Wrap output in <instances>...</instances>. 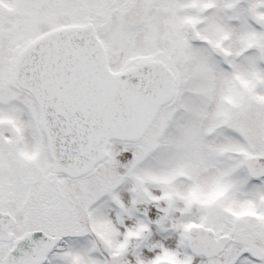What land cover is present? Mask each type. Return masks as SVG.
Segmentation results:
<instances>
[{"label": "snow or ice", "instance_id": "1", "mask_svg": "<svg viewBox=\"0 0 264 264\" xmlns=\"http://www.w3.org/2000/svg\"><path fill=\"white\" fill-rule=\"evenodd\" d=\"M0 264H264V0H0Z\"/></svg>", "mask_w": 264, "mask_h": 264}]
</instances>
